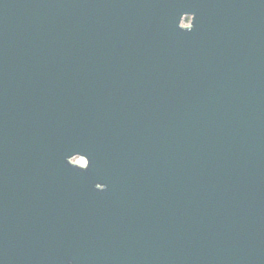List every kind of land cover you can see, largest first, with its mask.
<instances>
[{
  "label": "water",
  "instance_id": "obj_1",
  "mask_svg": "<svg viewBox=\"0 0 264 264\" xmlns=\"http://www.w3.org/2000/svg\"><path fill=\"white\" fill-rule=\"evenodd\" d=\"M0 264H264V0H0Z\"/></svg>",
  "mask_w": 264,
  "mask_h": 264
},
{
  "label": "rangeland",
  "instance_id": "obj_2",
  "mask_svg": "<svg viewBox=\"0 0 264 264\" xmlns=\"http://www.w3.org/2000/svg\"><path fill=\"white\" fill-rule=\"evenodd\" d=\"M182 23L184 24V26H188L189 18H184ZM75 161L79 162V164H83L84 163V161L81 160V159H76Z\"/></svg>",
  "mask_w": 264,
  "mask_h": 264
},
{
  "label": "built area",
  "instance_id": "obj_3",
  "mask_svg": "<svg viewBox=\"0 0 264 264\" xmlns=\"http://www.w3.org/2000/svg\"><path fill=\"white\" fill-rule=\"evenodd\" d=\"M82 165V164H81Z\"/></svg>",
  "mask_w": 264,
  "mask_h": 264
}]
</instances>
